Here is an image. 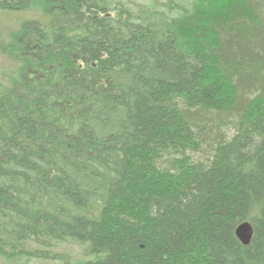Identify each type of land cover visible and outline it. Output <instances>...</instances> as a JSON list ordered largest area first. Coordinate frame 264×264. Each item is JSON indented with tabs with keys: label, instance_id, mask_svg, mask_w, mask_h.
<instances>
[{
	"label": "trees",
	"instance_id": "1",
	"mask_svg": "<svg viewBox=\"0 0 264 264\" xmlns=\"http://www.w3.org/2000/svg\"><path fill=\"white\" fill-rule=\"evenodd\" d=\"M5 12L0 260L264 264V0Z\"/></svg>",
	"mask_w": 264,
	"mask_h": 264
},
{
	"label": "rangeland",
	"instance_id": "2",
	"mask_svg": "<svg viewBox=\"0 0 264 264\" xmlns=\"http://www.w3.org/2000/svg\"><path fill=\"white\" fill-rule=\"evenodd\" d=\"M28 17L25 12L21 13H14V12H5L4 14H0V34H7L10 30L14 29L16 26L18 28L20 25L27 20ZM12 62L9 58L2 55L0 53V70L4 68H12ZM63 249L70 250L72 256L70 259L71 264H74L75 262V254L78 253L79 249L75 245H68L64 244ZM73 259V260H72ZM0 264H5L4 261L0 260ZM28 264H35V262H29ZM40 264H62V263H53V262H45Z\"/></svg>",
	"mask_w": 264,
	"mask_h": 264
},
{
	"label": "water",
	"instance_id": "3",
	"mask_svg": "<svg viewBox=\"0 0 264 264\" xmlns=\"http://www.w3.org/2000/svg\"><path fill=\"white\" fill-rule=\"evenodd\" d=\"M252 233H253V228L250 222L248 221L243 222L236 229V235L243 243H248L250 241Z\"/></svg>",
	"mask_w": 264,
	"mask_h": 264
},
{
	"label": "bare ground",
	"instance_id": "4",
	"mask_svg": "<svg viewBox=\"0 0 264 264\" xmlns=\"http://www.w3.org/2000/svg\"><path fill=\"white\" fill-rule=\"evenodd\" d=\"M244 222H247V221H244ZM242 223H243V222H242ZM242 223H241V224H242ZM239 225H240V224H239ZM239 225H238V226H239ZM238 226H237V227H238ZM236 229H237V228H236ZM235 233H236V231H235Z\"/></svg>",
	"mask_w": 264,
	"mask_h": 264
}]
</instances>
